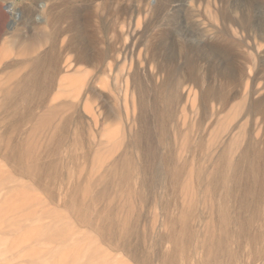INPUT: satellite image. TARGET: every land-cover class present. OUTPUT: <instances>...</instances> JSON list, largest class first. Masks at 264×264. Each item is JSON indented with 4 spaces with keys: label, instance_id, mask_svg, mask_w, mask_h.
<instances>
[{
    "label": "rangeland",
    "instance_id": "374dc122",
    "mask_svg": "<svg viewBox=\"0 0 264 264\" xmlns=\"http://www.w3.org/2000/svg\"><path fill=\"white\" fill-rule=\"evenodd\" d=\"M64 13L93 63L56 37ZM251 105L264 0H0V264H264V187L233 193L231 171L222 235V153L264 150Z\"/></svg>",
    "mask_w": 264,
    "mask_h": 264
},
{
    "label": "bare ground",
    "instance_id": "6f19581e",
    "mask_svg": "<svg viewBox=\"0 0 264 264\" xmlns=\"http://www.w3.org/2000/svg\"><path fill=\"white\" fill-rule=\"evenodd\" d=\"M43 6L44 5H42V7ZM9 11L13 12L12 16L15 19H17L14 15L15 10L13 6L9 7ZM26 19H28V17ZM57 19H59L61 22L68 19L69 22H68L67 27L63 30V32L59 31L56 34V37L59 39L60 37H62V35L66 33H73V35H71L70 44L74 46V51L77 55V60L79 62H84V63H90V64L93 63V59L91 57V53H89L88 46H86V44L83 42L84 40H82L81 35L79 34V32L82 31V28L79 27V21L76 19L74 14H71V15L65 14V13L60 14L58 15ZM17 24L19 25L20 23H17ZM17 24L13 23V26L10 28V32L8 33H11L14 36V33L19 31V28H17L18 26ZM30 24L31 26L33 25L32 23ZM53 46H54V43H53ZM53 46L51 47L52 49H53ZM52 49L51 51L53 52ZM48 55H49V52L46 54L44 53L40 54L37 59V64L39 65L43 63L45 59L44 56H48ZM38 65L36 67L37 72L39 71ZM46 83H47V79L43 76H40L39 74L29 75L20 82L19 91L21 92L23 98L27 100L30 97V94H32L34 90L39 91V90H43L44 88H46ZM165 96L163 97L164 103L170 104L173 101L174 97L172 95H168L167 97ZM255 106L256 105H251L250 107H247L245 110L241 109L238 112L243 118L250 117L252 114H256V115L258 113L264 114V108L257 109ZM263 136H264V130H263ZM232 163L233 162L229 160L228 154L226 152H223L222 153V170L223 171H222V174L219 176V181H220L221 190L223 193L222 194L223 195V198H222L223 206L221 210V219L223 222V225H222L223 234L222 235L224 236L225 240L229 237V235L232 234L231 232L232 228H230L229 226L231 216L227 208V203L229 201L227 195H229L230 190H231L230 183H231V178H232L229 176V172L231 171V175L235 177L234 179H236L233 193L238 191L241 188H246L245 191H248L247 188L251 187L253 189L252 195L254 194V196H256L259 189L264 187V178L262 175H260L262 164H264V150H261L255 147L252 149L251 148L243 149L241 153L239 154L238 159L235 160V164H232ZM247 180H248V183H246ZM249 204L250 202L248 199H244V198L237 199V208L239 210L245 209L246 207L249 206ZM235 217H237L239 220L237 222V225L239 226V229H240L238 234H241L242 237H248L249 241L252 242L253 245H259L260 237L258 236V233L257 232H255L254 234L248 233V229H247L248 222L243 221L242 218H239L237 216V214ZM220 242L225 248L223 240H220Z\"/></svg>",
    "mask_w": 264,
    "mask_h": 264
}]
</instances>
